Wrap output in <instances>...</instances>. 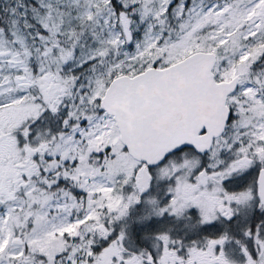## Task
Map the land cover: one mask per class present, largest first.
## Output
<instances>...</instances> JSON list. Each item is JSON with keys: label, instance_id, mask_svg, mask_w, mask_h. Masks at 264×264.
<instances>
[{"label": "snow or ice", "instance_id": "1", "mask_svg": "<svg viewBox=\"0 0 264 264\" xmlns=\"http://www.w3.org/2000/svg\"><path fill=\"white\" fill-rule=\"evenodd\" d=\"M0 264H264V0H0Z\"/></svg>", "mask_w": 264, "mask_h": 264}]
</instances>
